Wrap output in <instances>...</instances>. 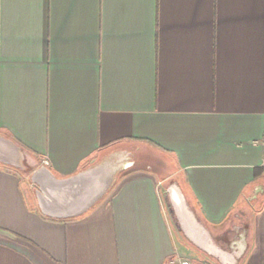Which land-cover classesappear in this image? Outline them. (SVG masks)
<instances>
[{
    "label": "crops",
    "instance_id": "1",
    "mask_svg": "<svg viewBox=\"0 0 264 264\" xmlns=\"http://www.w3.org/2000/svg\"><path fill=\"white\" fill-rule=\"evenodd\" d=\"M192 256L264 264V0H0V264Z\"/></svg>",
    "mask_w": 264,
    "mask_h": 264
},
{
    "label": "bare ground",
    "instance_id": "2",
    "mask_svg": "<svg viewBox=\"0 0 264 264\" xmlns=\"http://www.w3.org/2000/svg\"><path fill=\"white\" fill-rule=\"evenodd\" d=\"M171 194L174 205L178 211V214L183 222L184 227L187 229L191 228L190 232H193L194 234L197 233V235H199L200 239L198 237V239H196L198 244L210 253L219 256L224 262H229L231 256L219 250L214 244H212V242L209 241L205 230L201 227V225L196 221L192 213L189 211L179 190L176 187H173L171 190Z\"/></svg>",
    "mask_w": 264,
    "mask_h": 264
},
{
    "label": "rangeland",
    "instance_id": "3",
    "mask_svg": "<svg viewBox=\"0 0 264 264\" xmlns=\"http://www.w3.org/2000/svg\"><path fill=\"white\" fill-rule=\"evenodd\" d=\"M169 205H170V203H169ZM168 212H169V217H170V221L172 224L173 232L175 234H178L180 232L179 222H177V220L175 218V213H174V210H173L171 205H170ZM197 253H199V252H197ZM200 257H201V260H203V261L209 260L208 258H205L204 256H200ZM191 259H192L191 261H193L195 264H200V262H201L200 258H198L197 256H192Z\"/></svg>",
    "mask_w": 264,
    "mask_h": 264
},
{
    "label": "water",
    "instance_id": "4",
    "mask_svg": "<svg viewBox=\"0 0 264 264\" xmlns=\"http://www.w3.org/2000/svg\"><path fill=\"white\" fill-rule=\"evenodd\" d=\"M176 215H177V218H178V220H179V222H180V225H181L183 231L186 233L187 237H189L192 241H195V242L197 243L196 239L199 238V235H197V233L194 234L193 232H190V231H191V228H188V229H190V230H188L187 228L184 227L183 222H182V220H181V218H180V216H179L177 210H176ZM189 232H190V233H189ZM191 233H192V234H191ZM197 237H198V238H197ZM199 239H200V238H199ZM198 245H199V244H198Z\"/></svg>",
    "mask_w": 264,
    "mask_h": 264
},
{
    "label": "built area",
    "instance_id": "5",
    "mask_svg": "<svg viewBox=\"0 0 264 264\" xmlns=\"http://www.w3.org/2000/svg\"><path fill=\"white\" fill-rule=\"evenodd\" d=\"M45 164L47 165V162H45ZM170 264H195V263L191 260H176L171 262Z\"/></svg>",
    "mask_w": 264,
    "mask_h": 264
}]
</instances>
